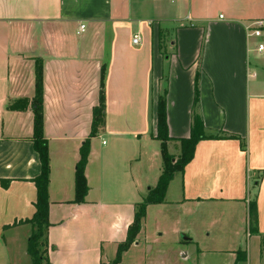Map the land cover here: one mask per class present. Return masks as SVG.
<instances>
[{
	"label": "crops",
	"instance_id": "0c3cea01",
	"mask_svg": "<svg viewBox=\"0 0 264 264\" xmlns=\"http://www.w3.org/2000/svg\"><path fill=\"white\" fill-rule=\"evenodd\" d=\"M249 14L244 0H0V264H32L33 227H5L35 213L39 65L51 167V264L112 262L137 206L162 174L160 97L166 100L168 151L177 159L180 141L191 136L197 92L204 135L222 139L197 144L165 203L147 208L141 232L151 209L170 205L189 220L177 229L181 238L174 246L198 240L193 251L181 250L189 264H264V53L256 50L264 35L249 31L264 28V19ZM102 69L105 125L91 139L89 192L77 204L76 166L99 105ZM229 135L241 137L246 150L241 141L223 139ZM155 162L152 180L144 168ZM1 181L11 183L4 189ZM255 200L257 235L249 231Z\"/></svg>",
	"mask_w": 264,
	"mask_h": 264
},
{
	"label": "trees",
	"instance_id": "16d2710c",
	"mask_svg": "<svg viewBox=\"0 0 264 264\" xmlns=\"http://www.w3.org/2000/svg\"><path fill=\"white\" fill-rule=\"evenodd\" d=\"M105 70L102 69L101 88L99 96V105L93 111V122L89 138L85 141L80 150V161L76 166L75 172V201L74 203H85L89 192L87 178L85 175L86 167L89 161L91 152V139L96 137L101 128L105 125L106 102L104 95V77ZM34 105V135L33 145L35 152L39 156L41 164V173L31 182L37 189V199L34 204L35 213L31 219L15 222L12 226H7L5 229L18 227L22 225H31L33 233L28 241V255L31 258L32 264H51L48 258L49 241L48 232L51 227L49 220L50 201H49V184H50V154L48 141L44 136V114H43V69L42 66H37L36 69V96L33 101ZM198 108V92L193 111V125L191 136L181 142V156L176 160V157L170 155L167 147L168 128H167V113L166 100L164 96L160 97L158 106L157 120V136L156 140L161 142V154L163 158V171L159 178L157 186L151 190L144 202L137 206L134 221L128 229L127 239L118 247L115 259L110 264H121L123 254L136 242L138 235L143 228V222L147 216V208L151 205H161L165 203L166 194L169 185L174 180L175 175L183 173L186 166L194 159L195 149L197 144L206 139H222L219 135L207 137L204 135V125L202 118L197 113ZM223 139L241 141L243 151L246 150V145L237 135L225 136ZM11 181H1L2 187L7 189ZM258 205L255 200L250 204L249 208V231L253 235L259 234L258 231ZM241 261L246 260V254L241 258ZM106 264V263H101Z\"/></svg>",
	"mask_w": 264,
	"mask_h": 264
},
{
	"label": "rangeland",
	"instance_id": "374dc122",
	"mask_svg": "<svg viewBox=\"0 0 264 264\" xmlns=\"http://www.w3.org/2000/svg\"><path fill=\"white\" fill-rule=\"evenodd\" d=\"M244 1H246L247 7L250 8V14L248 16L254 19H264V9L262 8L264 0ZM258 27L257 25L255 28L260 29L262 35H264V28ZM256 40L258 43L264 44V36ZM255 61V56L251 55L250 62L255 63ZM174 150L175 148H172L173 152H175ZM160 161V163H162V158H160ZM148 166L147 164L145 165L144 171L146 174L149 171V177L153 180L157 175V163H154L151 170H148ZM150 182L152 183L153 181L150 180ZM150 186L152 185L150 184ZM188 221L189 220L185 218V212L175 211V208L170 205L164 208L151 209L148 219L146 220L145 228L137 237L139 246L133 248L131 246L130 249L123 254L121 264H189L190 262H188V260L182 259L181 250H186L187 253L193 251L196 245L195 242L197 243L198 240H195L194 243H186L181 247L178 246V248L174 246V242L181 238L177 229L180 230V228H183V224H187ZM152 244H155L156 248L153 252H147V247Z\"/></svg>",
	"mask_w": 264,
	"mask_h": 264
},
{
	"label": "built area",
	"instance_id": "2783aa9c",
	"mask_svg": "<svg viewBox=\"0 0 264 264\" xmlns=\"http://www.w3.org/2000/svg\"><path fill=\"white\" fill-rule=\"evenodd\" d=\"M259 27L258 28H263V26L261 25H258ZM249 31H250V36H253L255 38H260L262 36V32L260 29H256L255 27L253 28H249ZM86 32V26L85 25H81L80 26V29H79V34H83ZM140 42V39L138 36H135L134 37V40H133V43L134 44H138ZM257 52L262 54L264 53V45L263 44H258L257 45Z\"/></svg>",
	"mask_w": 264,
	"mask_h": 264
}]
</instances>
